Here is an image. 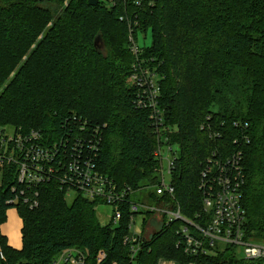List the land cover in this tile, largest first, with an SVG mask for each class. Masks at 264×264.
Listing matches in <instances>:
<instances>
[{
    "label": "trees",
    "instance_id": "obj_1",
    "mask_svg": "<svg viewBox=\"0 0 264 264\" xmlns=\"http://www.w3.org/2000/svg\"><path fill=\"white\" fill-rule=\"evenodd\" d=\"M61 2L0 0V127L39 130L43 144L68 150L77 140L95 143L100 171L119 184L154 187L157 135L131 76L143 60L161 75L166 123L178 129L170 134L179 148L175 198L150 189L152 201L193 217L202 207L199 176L211 151L242 150L247 235L264 237V0H100L98 6L69 0L64 8ZM149 31L152 43L134 55L131 34ZM97 35L104 49L95 46ZM208 121L220 137L202 129ZM12 206L23 221L21 249L1 231ZM98 206L82 195L69 202L56 180L27 187L17 166L7 165L0 176V264H50L68 248L83 250L87 264L196 260L177 247L176 224H163L132 259L124 244L127 218L103 224ZM100 250L107 256L99 263ZM203 264L257 262L229 250Z\"/></svg>",
    "mask_w": 264,
    "mask_h": 264
},
{
    "label": "built area",
    "instance_id": "obj_2",
    "mask_svg": "<svg viewBox=\"0 0 264 264\" xmlns=\"http://www.w3.org/2000/svg\"><path fill=\"white\" fill-rule=\"evenodd\" d=\"M108 2L112 3L113 0ZM138 37L133 33L130 36L131 51L136 56L142 51ZM133 67L132 80L139 88L137 103L149 111L157 135L154 155L160 164L157 168L159 182L154 185L153 190L159 197L167 194L174 199L176 187L173 173L177 167L179 148L176 149L175 144L170 143V134L175 128L166 123L165 110L160 101L161 75L143 60H138ZM202 129L207 130L211 137L221 136V132L215 130L209 121L202 125ZM42 138L39 130L22 132L15 128L0 127V176L7 165L15 164L18 181L27 187L56 180L68 198L72 194L82 195L99 205H108L112 209L109 222L114 226L120 225L125 218L128 220L129 232L124 238V244L129 247L132 259L163 224L167 227L176 224L179 225L175 228L177 247L196 258L188 264H203L204 258L229 250L237 259L264 264V243L255 242L247 235L242 150L230 153L216 148L211 151L199 176L202 207L193 217H189L182 212L180 206L170 208L149 200L134 201L132 195L137 194L136 188L127 183L119 184L100 171L97 159L99 152L94 150L97 148L95 143L85 146L77 140L68 150V146L62 147L59 142L45 145ZM165 159L168 160L167 166L164 165ZM18 201V198L13 200L14 203ZM25 202L31 207L38 204L35 198H26ZM240 248H243V258L237 256ZM106 256V252L100 250L98 262ZM50 264H87V255L79 248H68ZM158 264L177 262L160 259Z\"/></svg>",
    "mask_w": 264,
    "mask_h": 264
},
{
    "label": "rangeland",
    "instance_id": "obj_3",
    "mask_svg": "<svg viewBox=\"0 0 264 264\" xmlns=\"http://www.w3.org/2000/svg\"><path fill=\"white\" fill-rule=\"evenodd\" d=\"M68 4H69V2H67V3L61 2V7L64 8ZM138 43L141 46L150 45L152 43L151 32L149 31L147 35H144L141 33L138 37ZM102 49H104V46L102 47ZM133 66H134V64H133ZM171 126H170V128H171ZM172 127H174V126H172ZM172 130H173V128H171V131ZM177 130L178 129L176 127L171 134H173L174 132H177ZM175 148L177 149L178 146L175 145ZM171 155H172V153H171ZM165 157H167V155H165ZM164 165L165 166L168 165V160H166V159L164 160ZM159 166H160V164H159ZM151 188L153 190V185H151V186L145 185V186H141L139 188H136L137 194H133L132 199L134 201L140 200V201L144 202L145 200H149L151 202L152 199L149 196ZM75 196H76L75 194H72L68 198V201L71 202ZM111 213H112V209L108 205L104 204V205L98 206V215H99V218L103 224H107L110 221ZM22 228H23V221L20 217L17 206L10 207L8 210L7 218H6L5 222L1 225V230L8 237L9 243L17 249H21L23 246ZM137 228H139V224L137 225ZM253 240L255 242L264 243V237L255 238ZM237 253H238L237 256L239 258L244 257L243 248H240V251H238Z\"/></svg>",
    "mask_w": 264,
    "mask_h": 264
},
{
    "label": "water",
    "instance_id": "obj_4",
    "mask_svg": "<svg viewBox=\"0 0 264 264\" xmlns=\"http://www.w3.org/2000/svg\"><path fill=\"white\" fill-rule=\"evenodd\" d=\"M100 0H89V4L92 6H98L99 5ZM95 46L98 49H101L104 46L103 40H102V36L101 35H97L96 39H95Z\"/></svg>",
    "mask_w": 264,
    "mask_h": 264
},
{
    "label": "crops",
    "instance_id": "obj_5",
    "mask_svg": "<svg viewBox=\"0 0 264 264\" xmlns=\"http://www.w3.org/2000/svg\"><path fill=\"white\" fill-rule=\"evenodd\" d=\"M22 219V218H21ZM2 231V230H1ZM3 233V232H2ZM4 234V233H3ZM8 238V237H7ZM10 244V243H9ZM11 245V244H10Z\"/></svg>",
    "mask_w": 264,
    "mask_h": 264
}]
</instances>
